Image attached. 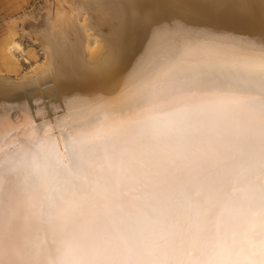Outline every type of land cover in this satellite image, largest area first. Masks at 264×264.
I'll use <instances>...</instances> for the list:
<instances>
[{
    "label": "snow or ice",
    "instance_id": "snow-or-ice-1",
    "mask_svg": "<svg viewBox=\"0 0 264 264\" xmlns=\"http://www.w3.org/2000/svg\"><path fill=\"white\" fill-rule=\"evenodd\" d=\"M254 4L118 0L140 19L135 64L97 85L114 96L66 94L43 129L0 105L17 141L0 148V264H264V38L212 30Z\"/></svg>",
    "mask_w": 264,
    "mask_h": 264
},
{
    "label": "bare ground",
    "instance_id": "bare-ground-1",
    "mask_svg": "<svg viewBox=\"0 0 264 264\" xmlns=\"http://www.w3.org/2000/svg\"><path fill=\"white\" fill-rule=\"evenodd\" d=\"M117 3L118 0H76L75 6L69 10H50L39 24L36 21L35 33L32 32L37 34L43 46L44 60L21 77L12 78L0 73V105L5 112H12L17 117L18 124L23 123L24 109L40 113L32 119L41 129L53 118L62 119L66 108L64 97L69 93L89 102H102L116 94L115 82L103 89L97 85L110 78L111 72L121 66V62L125 68L135 64L133 53L123 47V33L129 23L134 25L140 19L139 13L132 11L126 14L116 6ZM253 7L255 15L250 20L226 18L212 30L218 28V34L224 37L259 42L264 38V30L260 26L264 0H255ZM245 11L244 8L239 9L241 14ZM79 12L84 14L82 20ZM201 30L208 29L201 27ZM145 35L136 40V51L144 46ZM91 40H94L93 45ZM8 48L13 52L21 47L13 41ZM37 98L43 101L42 105L34 103ZM33 132L34 129H23L16 135L26 139ZM0 141L3 149H7L9 143H17L7 131L0 136Z\"/></svg>",
    "mask_w": 264,
    "mask_h": 264
},
{
    "label": "rangeland",
    "instance_id": "rangeland-1",
    "mask_svg": "<svg viewBox=\"0 0 264 264\" xmlns=\"http://www.w3.org/2000/svg\"><path fill=\"white\" fill-rule=\"evenodd\" d=\"M75 3L76 0H0V73L21 77L42 62L45 52L34 34V24H39L50 10H69ZM79 16L82 20L84 14L79 12ZM13 41L21 48L12 52L8 44Z\"/></svg>",
    "mask_w": 264,
    "mask_h": 264
}]
</instances>
